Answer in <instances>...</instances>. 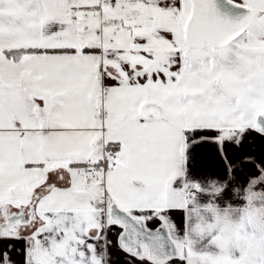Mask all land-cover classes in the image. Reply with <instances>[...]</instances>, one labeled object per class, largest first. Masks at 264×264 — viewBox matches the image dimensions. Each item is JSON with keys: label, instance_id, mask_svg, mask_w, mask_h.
Masks as SVG:
<instances>
[{"label": "snow or ice", "instance_id": "obj_1", "mask_svg": "<svg viewBox=\"0 0 264 264\" xmlns=\"http://www.w3.org/2000/svg\"><path fill=\"white\" fill-rule=\"evenodd\" d=\"M0 264H264V0H0Z\"/></svg>", "mask_w": 264, "mask_h": 264}, {"label": "crops", "instance_id": "obj_2", "mask_svg": "<svg viewBox=\"0 0 264 264\" xmlns=\"http://www.w3.org/2000/svg\"><path fill=\"white\" fill-rule=\"evenodd\" d=\"M206 199V198H205ZM223 199L224 200H228V201H230L232 204H237V203H239V204H242L243 203V201L242 200H240V201H237V200H234L233 198H232V194L231 193H226L225 195H224V197H223Z\"/></svg>", "mask_w": 264, "mask_h": 264}]
</instances>
